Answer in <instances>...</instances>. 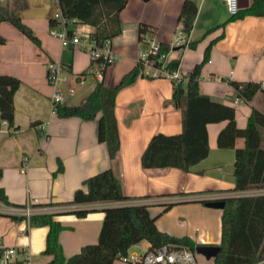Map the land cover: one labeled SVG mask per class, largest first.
I'll return each mask as SVG.
<instances>
[{"label": "crops", "instance_id": "obj_1", "mask_svg": "<svg viewBox=\"0 0 264 264\" xmlns=\"http://www.w3.org/2000/svg\"><path fill=\"white\" fill-rule=\"evenodd\" d=\"M194 1L198 11L188 39L197 43L182 47L173 43L181 28L179 15L184 0H128L120 12L122 32L112 38L120 58L106 70L103 82L115 86L137 64L139 53L147 48L139 37L140 24L154 28L156 41L170 47L169 58L180 60L182 74L202 61L211 44L209 60L201 70V91L213 100L233 105L237 124L244 127L252 106L264 112V92L258 91L250 103L236 101L235 88L223 77L264 83V16L246 14L231 19L225 0ZM27 2V8L18 13L34 30L40 45L9 21L0 22V35L6 39L0 44V74L21 80L14 95V123L0 127V186L9 201L31 203L34 213H58L56 219L65 226L59 241L67 257L98 241L105 207L127 204H147L157 227L171 235L188 236L198 246L220 245L223 210L202 200L257 190V194L264 193V188L234 190L235 148L217 144L227 121L208 123L209 153L188 171L177 167L145 169L141 155L149 140L157 133H179L182 111L173 99L169 77L139 76L117 93L115 114L121 144L118 155L111 158L106 142L98 140V118L59 117L53 111L54 88L47 79V63L63 64L67 74L60 83L64 104H80L97 82L85 73L92 62L89 51L74 44L63 46L51 33L49 21L60 11L57 0ZM70 27L80 33L95 30L93 25L77 22ZM34 121H40L42 128L32 127ZM235 145L242 147L244 138L238 137ZM59 159L64 170L55 173ZM107 168L113 169L129 199L71 202L85 178ZM165 203L174 204L166 209ZM76 209L89 211L81 217L73 212ZM48 228L30 225L27 218L0 216V245L25 246L35 264L41 260L47 264L52 257L43 253ZM145 242L148 247L150 243ZM118 260L114 264H129Z\"/></svg>", "mask_w": 264, "mask_h": 264}, {"label": "trees", "instance_id": "obj_2", "mask_svg": "<svg viewBox=\"0 0 264 264\" xmlns=\"http://www.w3.org/2000/svg\"><path fill=\"white\" fill-rule=\"evenodd\" d=\"M65 20L90 24L95 27L92 35L100 44L106 38H113L122 32L120 12L128 0H57ZM27 0H12L11 3L0 2V22L9 21L22 33L40 45V39L28 26L18 11L27 8ZM198 5L194 0H184L179 22L188 39L197 15ZM246 14L264 16V0H250L248 7L231 15V19L242 18ZM50 26L58 21L51 18ZM154 28L140 24L139 37L143 40L148 31ZM6 39L0 35V44ZM197 41H189L185 45L195 47ZM170 47L160 43V52L169 51ZM211 44L206 48L204 58L192 70L185 74V84L173 82V99L182 111V130L179 133H157L151 137L141 155V164L145 169L177 167L188 171L193 165L205 158L209 153L208 123L227 121L217 136L219 147L235 148V185L234 190L243 191L264 188V112L252 106L247 124L240 127L236 121V108L220 101L213 100L200 88V77L203 65L209 60ZM180 60L171 58L167 67L173 71L179 67ZM144 66L137 63L123 75L115 86L97 80L96 85L80 104L53 105V111L59 117L78 116L85 120L98 118V140L106 142L111 158L118 155L120 134L115 114L118 91L144 76ZM86 73V72H85ZM83 73V74H85ZM227 80L236 90L237 96L250 103L258 91L264 92L261 82ZM21 80L10 74H0V127L1 120L6 119L9 125L14 123V95ZM40 121H34L35 127ZM244 138V145L236 147V139ZM64 170L62 161L58 160L55 173ZM3 169L0 167V178ZM121 187L120 181L112 168L104 169L83 180V186L75 189L72 203H88L97 201H118L129 199ZM222 226L220 250L213 257L214 264H264V193L232 195L222 198ZM206 203L208 200H202ZM0 202L22 207L9 201L5 190L0 186ZM174 203H165L170 208ZM104 217L98 241L84 245L78 253L65 256L59 241V234L65 226L56 219V212L33 213L29 223L33 226H48L44 254L51 255L47 264H114L121 256H128L132 245L147 241L149 248H158L166 244L188 245L192 249L197 244L188 236H174L160 230L151 216L147 204H127L108 206L104 209ZM89 209H76L77 216H85ZM13 219L27 218L25 215L5 213ZM130 264H140L131 262Z\"/></svg>", "mask_w": 264, "mask_h": 264}, {"label": "built area", "instance_id": "obj_3", "mask_svg": "<svg viewBox=\"0 0 264 264\" xmlns=\"http://www.w3.org/2000/svg\"><path fill=\"white\" fill-rule=\"evenodd\" d=\"M227 9L231 15L236 14L240 8V0H225ZM58 23L51 26V33L58 37L63 46L70 44L85 47L91 56L92 62L88 67L86 74L95 77L97 80H103L107 67L116 62L120 55L113 48L112 38H106L102 43H98L91 33H80L69 26L71 21L65 20L61 11L57 12L54 17ZM78 23V22H77ZM154 31L150 30L146 33L143 41L147 44V48L142 50L137 59V63H141L144 76L165 75L169 77L172 82L178 84L179 82L185 84L187 77L180 73L179 67L171 71L167 64L170 60L169 51L160 52V43L156 41L153 36ZM188 39L181 28L177 30L174 46H182L187 44ZM145 66L148 69L145 70ZM64 71L63 64L57 61H49L47 63V79L54 88L51 95L52 105L56 103L63 104L65 95L62 92L60 83L62 81L61 72ZM264 87V83H262ZM236 101H242L238 96ZM8 121L1 120V126H6ZM39 124L37 127L42 128ZM258 191L250 192L248 194H257ZM263 193V192H262ZM37 202V201H35ZM0 211H8L11 213L20 212L25 215L29 221V217L34 213V208L31 203L25 206H7L0 204ZM197 249H192L188 245L166 244L158 248H149L142 252H133L130 256H121L120 260L131 262H139L140 264H214L207 261L200 260L197 256ZM0 264H33L32 255L25 246H4L0 245Z\"/></svg>", "mask_w": 264, "mask_h": 264}, {"label": "water", "instance_id": "obj_4", "mask_svg": "<svg viewBox=\"0 0 264 264\" xmlns=\"http://www.w3.org/2000/svg\"><path fill=\"white\" fill-rule=\"evenodd\" d=\"M241 8H245L249 6V0H240ZM225 201L223 199H213L208 200L206 205L223 208ZM197 251L206 255L207 257H214L220 250V245H200L197 246Z\"/></svg>", "mask_w": 264, "mask_h": 264}, {"label": "rangeland", "instance_id": "obj_5", "mask_svg": "<svg viewBox=\"0 0 264 264\" xmlns=\"http://www.w3.org/2000/svg\"><path fill=\"white\" fill-rule=\"evenodd\" d=\"M54 1H56V0H54ZM77 24H79V23H77ZM72 25H76V23L75 22H73V21H71L70 23H69V26H72ZM58 38V37H57ZM59 39V38H58ZM60 40V39H59ZM144 45H146V43H144ZM111 65H109L108 67H107V69L110 67ZM148 69V66H145V70H147ZM64 74H66L64 71H62L61 72V75H64ZM67 75V74H66ZM67 87V86H66ZM64 90H65V88H64ZM263 132V146H264V130L262 131ZM257 191H259V190H257ZM146 242L145 241H140V242H138V243H136V244H134V245H132L131 247H130V249H129V256L133 253V252H137V253H142V252H144L146 249H147V247H146V244H145ZM197 256H198V258L200 259V260H204V261H207L208 263H213V257H207L206 255H204V254H202V253H200V252H197ZM42 258H44V254H41V259ZM32 261H33V264H35V261H34V259L32 258ZM119 262H121V263H127L126 261H123V260H118ZM39 264H46V263H43L42 262V260L40 261V263Z\"/></svg>", "mask_w": 264, "mask_h": 264}]
</instances>
